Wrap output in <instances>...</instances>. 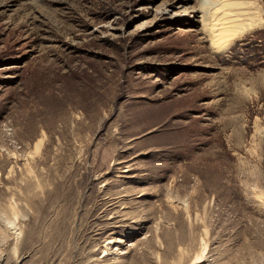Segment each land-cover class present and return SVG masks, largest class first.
<instances>
[{
	"label": "rangeland",
	"instance_id": "rangeland-1",
	"mask_svg": "<svg viewBox=\"0 0 264 264\" xmlns=\"http://www.w3.org/2000/svg\"><path fill=\"white\" fill-rule=\"evenodd\" d=\"M204 2L0 0V264H264V23Z\"/></svg>",
	"mask_w": 264,
	"mask_h": 264
},
{
	"label": "bare ground",
	"instance_id": "bare-ground-1",
	"mask_svg": "<svg viewBox=\"0 0 264 264\" xmlns=\"http://www.w3.org/2000/svg\"><path fill=\"white\" fill-rule=\"evenodd\" d=\"M204 30L211 47L226 49L233 42L264 23L258 0H205Z\"/></svg>",
	"mask_w": 264,
	"mask_h": 264
}]
</instances>
